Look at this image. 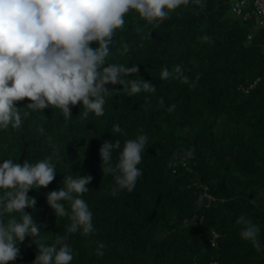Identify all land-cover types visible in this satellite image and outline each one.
Returning a JSON list of instances; mask_svg holds the SVG:
<instances>
[{"label": "trees", "instance_id": "16d2710c", "mask_svg": "<svg viewBox=\"0 0 264 264\" xmlns=\"http://www.w3.org/2000/svg\"><path fill=\"white\" fill-rule=\"evenodd\" d=\"M234 1L42 0L49 41L0 63V264H264V28Z\"/></svg>", "mask_w": 264, "mask_h": 264}, {"label": "built area", "instance_id": "2783aa9c", "mask_svg": "<svg viewBox=\"0 0 264 264\" xmlns=\"http://www.w3.org/2000/svg\"><path fill=\"white\" fill-rule=\"evenodd\" d=\"M41 2L42 0H21L19 12L22 18L21 20L14 18L10 22L14 26V32L6 34L0 29V63L5 59L6 53L14 49L12 48V41L15 40L13 34L17 37V41L27 42V36L24 33L27 32L29 40L39 48L49 41L50 37L47 35L42 17ZM232 14L242 18L243 21L256 20L257 26L264 28V0H235ZM13 56L10 53L6 58L13 61ZM21 74L22 71L17 68L12 70L10 73L5 74V79L1 81V85L3 86L6 82H9L12 87L19 85Z\"/></svg>", "mask_w": 264, "mask_h": 264}, {"label": "rangeland", "instance_id": "374dc122", "mask_svg": "<svg viewBox=\"0 0 264 264\" xmlns=\"http://www.w3.org/2000/svg\"><path fill=\"white\" fill-rule=\"evenodd\" d=\"M191 171V170H190Z\"/></svg>", "mask_w": 264, "mask_h": 264}]
</instances>
